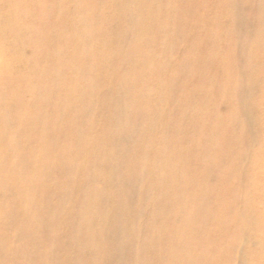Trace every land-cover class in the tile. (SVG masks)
<instances>
[{
	"label": "bare ground",
	"instance_id": "bare-ground-1",
	"mask_svg": "<svg viewBox=\"0 0 264 264\" xmlns=\"http://www.w3.org/2000/svg\"><path fill=\"white\" fill-rule=\"evenodd\" d=\"M0 47V264H236L244 238L264 264V0H0ZM48 184L61 208L34 220Z\"/></svg>",
	"mask_w": 264,
	"mask_h": 264
},
{
	"label": "rangeland",
	"instance_id": "rangeland-1",
	"mask_svg": "<svg viewBox=\"0 0 264 264\" xmlns=\"http://www.w3.org/2000/svg\"><path fill=\"white\" fill-rule=\"evenodd\" d=\"M50 1L51 0H46V3L48 4V2H50ZM40 5L41 6H39V7H34L35 10L31 11L32 15L31 14H27V15L33 17L34 15L37 16L38 14L40 15L43 12L47 13V12H52V11L55 10L52 7L50 8L48 5L45 6L44 5V1H41ZM123 5L124 4L121 1H117V3H116L117 7H122ZM246 26L247 25H246L245 21H241V23L237 26V28H238L237 30L240 33H245ZM251 31L252 30H250V32L247 33V36H249L251 34ZM165 33H166V29H164V28H157V30L155 31L156 35H163ZM110 47H111L110 45L105 46V48L109 50V54H104L103 56H101V59H103L105 61L106 60L108 61V59L110 57V53H111L110 52L111 51ZM0 49H1V47H0ZM183 50L184 51H192L193 50V46L192 45H188L187 47L185 46V48ZM23 55H24L25 58H28V59L31 58V50H30L29 47H25L24 48ZM64 57H65L64 55H60L58 57V60L63 62L64 61L63 60ZM85 64H87V61L84 60V59L78 58V57H76V59H74L72 61V65L78 66L79 68L82 67V66H85ZM101 70H103V71L109 70L110 71V68L108 66H106V67H102L101 66ZM77 73H78V75L82 74L79 71H77ZM77 73L75 72L73 74H77ZM48 85H50V84L48 82H45L43 85H41V87L46 88ZM103 85H104L103 82H101L100 80H92L91 83H89V85L85 86V88L82 89V92L87 93V94H91L98 88V86H103ZM80 92H81V90H80ZM249 93L250 92L248 90L245 91V97H244V100H243L244 108L245 107L249 108L250 106H252L250 104V101H249V99L252 97V95L250 96ZM200 98L201 97L197 96L194 99H195V101H198V100H200ZM26 99L28 100L29 98L27 97ZM219 108H221V110L226 112L227 109H224V108H226V103L223 102L222 104H220ZM112 112H115V111L112 110V109H109V110L103 111L102 115L104 117H108V118L111 117L112 118ZM102 115L100 114V117H102ZM257 126H258L257 122L255 124H253V128L255 127L257 129ZM116 129H114V130H116L117 132H121L124 129V127L122 125H118V128H116ZM113 136H114V134L112 133L107 141H110L111 139H113ZM61 143H63V140H61V141L60 140L50 141V142L46 143L45 145H43V148H46L47 150L53 151V150L57 149L61 145ZM200 145H201L200 143L196 144V146H200ZM174 146H178V144L174 143ZM39 147L42 148L41 146H39ZM74 156H76V151H73L72 153H69L67 158L71 159ZM127 159H129V158H127ZM0 161H1V158H0ZM109 164L115 166V165H119V162L112 161ZM131 165H132L131 161L130 162L129 161L121 162V166L117 168V174H118V176L120 175L119 178L123 179V178H129L131 176ZM51 169H52L53 174L58 175L60 178H61V176L64 173H67V170H68V172H70L72 174L76 173V170H75L76 168L75 167L71 168L69 166H67V168L65 167V169H67V170H64L62 167H51ZM94 169L95 168H93V166L88 168L89 171H93ZM78 176L83 178L82 174H79ZM217 176L218 175L215 174V175H212L211 178L212 179H216ZM58 184H60L62 186H65V187H68V188H70V187L74 188L75 181H73L72 179L70 180L68 178V179H65V180H62V181L59 180ZM81 184H82V188L88 187V182L86 180H84V179L81 180ZM55 187L56 186L54 184L53 185L48 184V185H46V186H44L42 188L43 189L42 191H44V193H47V195L42 197V200L40 201V204H41L40 205V209L38 211H35V212L32 211V210L30 211V216L34 220H36L37 217L45 218V217H47L49 215L58 214L59 213V210L61 208L59 202L63 200L62 198H64V194H61L59 191L57 192L55 190ZM137 197L138 198H136V201H135L136 205L133 206V208H134L137 216H141L143 214L144 208L151 206L155 202L154 200H155V197H156V192H154V188L152 186H145L144 192L138 193ZM9 203H11L15 207L20 208V207H22L24 205L25 202L23 203L21 201H13V202H9ZM82 222L83 221H81V223ZM35 223H34V226H35ZM107 234L112 236V237L110 236V239H108L109 238V236H108L107 243L116 241V242H119L120 246L123 245V240L126 239L127 241H129V240L133 239V236L129 235V234L126 235L125 237L121 233H112V232H110V233H107ZM254 240L255 239H253L251 241V240H249L247 238H244L243 239V243L241 244V246H237V248H232L231 249V250H234V254H235V257H236V264H249L248 263L247 253L251 250L252 247H255V246H253V241ZM256 241H258V240H256ZM110 245H111V243L106 246V250L107 251L110 250V247H108Z\"/></svg>",
	"mask_w": 264,
	"mask_h": 264
}]
</instances>
